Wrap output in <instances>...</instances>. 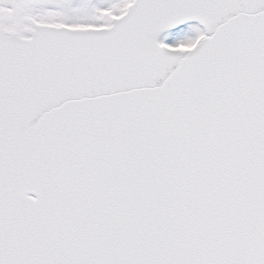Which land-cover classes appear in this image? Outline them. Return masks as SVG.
Returning <instances> with one entry per match:
<instances>
[{"label": "snow or ice", "instance_id": "6c2138e0", "mask_svg": "<svg viewBox=\"0 0 264 264\" xmlns=\"http://www.w3.org/2000/svg\"><path fill=\"white\" fill-rule=\"evenodd\" d=\"M0 264H264V0H0Z\"/></svg>", "mask_w": 264, "mask_h": 264}]
</instances>
